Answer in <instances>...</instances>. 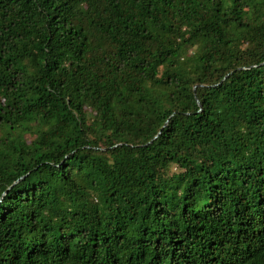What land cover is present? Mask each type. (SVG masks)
I'll use <instances>...</instances> for the list:
<instances>
[{
    "label": "trees",
    "instance_id": "1",
    "mask_svg": "<svg viewBox=\"0 0 264 264\" xmlns=\"http://www.w3.org/2000/svg\"><path fill=\"white\" fill-rule=\"evenodd\" d=\"M0 264H264V0H0Z\"/></svg>",
    "mask_w": 264,
    "mask_h": 264
},
{
    "label": "water",
    "instance_id": "2",
    "mask_svg": "<svg viewBox=\"0 0 264 264\" xmlns=\"http://www.w3.org/2000/svg\"><path fill=\"white\" fill-rule=\"evenodd\" d=\"M159 133H160V132H159ZM154 137H156V135H155Z\"/></svg>",
    "mask_w": 264,
    "mask_h": 264
}]
</instances>
